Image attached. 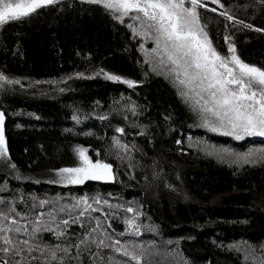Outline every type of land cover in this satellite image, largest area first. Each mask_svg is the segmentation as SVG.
I'll use <instances>...</instances> for the list:
<instances>
[{
    "label": "trees",
    "instance_id": "obj_1",
    "mask_svg": "<svg viewBox=\"0 0 264 264\" xmlns=\"http://www.w3.org/2000/svg\"><path fill=\"white\" fill-rule=\"evenodd\" d=\"M204 4L199 21L216 51L230 57L231 44L264 68V0ZM135 15L121 22L102 5L57 0L0 26V226L22 229L0 235L23 249L0 260L138 264L126 249L139 264H264V136L206 126L214 118L181 94L155 29ZM80 147L111 165L109 180H65Z\"/></svg>",
    "mask_w": 264,
    "mask_h": 264
},
{
    "label": "snow or ice",
    "instance_id": "obj_2",
    "mask_svg": "<svg viewBox=\"0 0 264 264\" xmlns=\"http://www.w3.org/2000/svg\"><path fill=\"white\" fill-rule=\"evenodd\" d=\"M56 2L57 0H0V26L28 17L37 9ZM85 2L99 4L105 9L120 13L118 18L121 22L123 17L135 13L134 19L141 21L142 24L147 23L149 28L155 29L157 49L162 43L163 51L167 56V61L162 58L161 64L169 62L175 66L171 71L175 73L179 84L188 89L181 94L186 97L189 96V91L195 94L194 97H190L194 100V106H198L201 113L210 114L215 120L213 123L207 116L203 117L205 125L212 131H223V134L235 136L238 140L244 136H264V68L242 61L231 44H229V52L232 53L230 57H222L216 51L199 21L197 9L206 6L204 0H188L190 7L185 6V0H85ZM211 2L219 4L220 0H211ZM220 6L223 7L222 4ZM226 18L233 19L227 15ZM247 27L251 26L247 25ZM107 78L120 79L117 76ZM6 79L0 74V81ZM8 82L13 83V81ZM124 83L133 86L132 81H124ZM3 125L4 113L0 112V157L7 153ZM118 131L123 132V129ZM80 157L83 167L61 170L62 174H68L69 183L80 184L86 179L111 178V165L99 162L93 164L83 150L80 151ZM261 159H264V156ZM45 203L47 202L41 201V205ZM80 203L87 204L86 198ZM127 211L131 212L133 209L129 208ZM83 214L84 212L80 213ZM0 218L8 220V216L3 213H0ZM126 222L130 227L134 226L133 220ZM12 223L15 224L16 221ZM63 224L67 226L68 221L64 220ZM43 230L51 231L50 228L38 226L33 228V233ZM13 231L21 232L22 229L0 226V233ZM57 235L60 236L62 233ZM0 240L4 245L0 248V252L8 254L23 250L16 247L8 235H0ZM21 243L27 246L28 252L34 251L28 240H23ZM100 244L103 245V241H100ZM63 251L67 254L69 249L65 248ZM117 251L120 249L118 248ZM123 255L136 260L139 264V257L134 253L125 249ZM53 259H55L54 254ZM0 264H9V262L0 260Z\"/></svg>",
    "mask_w": 264,
    "mask_h": 264
},
{
    "label": "rangeland",
    "instance_id": "obj_3",
    "mask_svg": "<svg viewBox=\"0 0 264 264\" xmlns=\"http://www.w3.org/2000/svg\"><path fill=\"white\" fill-rule=\"evenodd\" d=\"M185 6H186V7H190L189 3H185ZM160 49H161V51L164 53V51H163V44H161ZM164 57L167 58V56H166L165 53H164ZM174 67H175V66H174ZM171 74H172V73H171ZM175 77H176V76H175ZM172 80H174V79L172 78ZM174 81H175V80H174ZM175 82H176V81H175ZM4 140H5V146H6L5 135H4ZM6 148H7V146H6ZM81 150H83L84 153H85V155L89 158L86 148H81V147L78 149L79 157H80V151H81ZM6 157H7V153H6L5 156L0 157V168H1L3 165H5ZM80 159H81V157H80ZM89 159L92 161L93 164L99 162V161H93L91 158H89ZM99 163H102V162H99ZM102 164H105V163H102ZM83 166H84V165H83V161L81 160L80 165L76 166L75 168H77V167H83ZM111 176H112V170H111ZM65 180L68 181L67 177H66ZM107 180H109V179H107Z\"/></svg>",
    "mask_w": 264,
    "mask_h": 264
}]
</instances>
